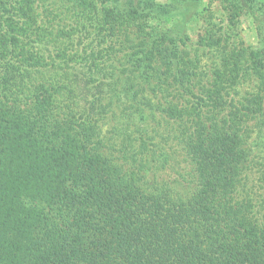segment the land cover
<instances>
[{
    "label": "trees",
    "instance_id": "obj_1",
    "mask_svg": "<svg viewBox=\"0 0 264 264\" xmlns=\"http://www.w3.org/2000/svg\"><path fill=\"white\" fill-rule=\"evenodd\" d=\"M59 1L0 0V264H264V217L237 194L264 91L229 96L237 75L197 78L178 25L198 0H103L120 51L111 37L80 44L92 0ZM120 100L128 120L145 122L153 102L182 126L185 178H149L147 131L136 149L125 129L105 142L100 119Z\"/></svg>",
    "mask_w": 264,
    "mask_h": 264
},
{
    "label": "rangeland",
    "instance_id": "obj_2",
    "mask_svg": "<svg viewBox=\"0 0 264 264\" xmlns=\"http://www.w3.org/2000/svg\"><path fill=\"white\" fill-rule=\"evenodd\" d=\"M92 1L94 9L90 16L94 18L88 24L90 27L88 26L87 34L82 33L83 38L80 44L89 42L90 45L100 48L111 37L114 47L120 51L128 41L124 36L125 31H120L121 28L119 29L113 22L107 24L103 20L100 21L99 18L108 11L109 6H106L108 4L103 0ZM158 1L166 2L167 0ZM58 2L60 3L59 0ZM183 9L186 12L184 23L178 26L184 27L183 29L189 34V42L193 44L187 50L190 52L193 50L190 63L196 65L194 72L197 78L201 80L213 78L217 80L218 77L231 79L237 75L239 85L229 89V96L240 97L245 93L257 94L264 91V0H198L183 3ZM179 20H182L181 16L176 14L171 21L174 24ZM128 22H134L130 26L127 25L129 31L134 29L135 23V28L143 24L156 25V21L152 20H143L140 23L136 20ZM170 23L166 19L159 25L171 26ZM104 24L105 28L102 26ZM195 45L200 48L197 49L199 53L197 62L194 61ZM98 58L109 57L100 54ZM225 63H236L239 66L234 71H229L227 68L221 69L219 66ZM100 73L97 72L94 75L100 76ZM113 102V114L110 112L106 119L102 118L99 122L103 135H106L105 142L110 140L111 144L118 143L125 131L129 135L132 134L131 137L140 131L143 133L147 131L145 150L148 152L144 151V158L146 159L145 155L148 153L149 168L152 171L149 178L159 184L185 178L189 171L182 151V126L168 119L166 112L160 108L155 109L160 107L156 103L154 104L156 106L152 105L153 102L144 105L147 120L139 123L136 121V114L132 115L131 119H127L129 112H127L126 104L121 100ZM139 137V135L133 136L130 146H134V149L138 146L136 139L138 140ZM115 138H117L116 143ZM247 141L254 156L251 170L242 176L237 194L243 200L253 204L258 216L264 217V125L259 132L255 129ZM159 151L165 153V164H162V157L161 159L158 157Z\"/></svg>",
    "mask_w": 264,
    "mask_h": 264
}]
</instances>
